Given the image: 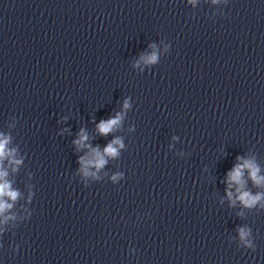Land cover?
I'll use <instances>...</instances> for the list:
<instances>
[{"label":"clouds","instance_id":"1","mask_svg":"<svg viewBox=\"0 0 264 264\" xmlns=\"http://www.w3.org/2000/svg\"><path fill=\"white\" fill-rule=\"evenodd\" d=\"M140 59L143 60L145 64L152 65L157 62V55L155 52H153L151 55L141 56ZM128 107L129 105L127 101H125L124 108L127 109ZM121 120L122 116L118 113L114 118L100 121V123L97 125V129L101 135H107L120 124ZM87 139L88 137L83 134V132H81L79 140L75 141L74 143H76L78 146L90 147L84 143ZM8 143V137H0V181H3V178L7 174L2 169V163L5 159H9V162L12 164L18 165L21 163V161L19 160L12 159L14 150H9L7 148ZM117 146L119 148H122L124 146L119 138L109 143L104 151L108 156L116 157L119 154ZM92 153L95 155V159H87L85 157H81L79 160V163L82 165L81 171L85 176L95 175V173H89V166H95L97 170H99L107 162L104 158V155H102L98 149H92ZM238 159L240 158L238 157ZM244 169L249 170L250 177L255 184L260 185L261 183H264V177L258 176L259 169L254 165V163L252 161H244L243 164L235 165L233 169L228 173L229 187H231L233 183L237 184V192L239 193L237 199H239L245 207H252L261 199V195L257 194L256 196H253L250 192L241 190L243 187L242 177ZM116 178L117 177H113V180L115 181ZM18 195L19 193L13 191L7 181H3L2 183H0V214H3L5 210L12 207L11 204L5 202L4 197H8L9 199L14 201L18 197ZM228 196L229 199H231L232 193L229 192ZM239 234L240 239L247 243L246 237L249 235V233L245 229H240ZM248 246L250 247L251 245L248 244Z\"/></svg>","mask_w":264,"mask_h":264}]
</instances>
